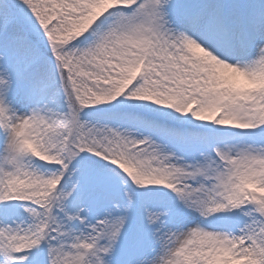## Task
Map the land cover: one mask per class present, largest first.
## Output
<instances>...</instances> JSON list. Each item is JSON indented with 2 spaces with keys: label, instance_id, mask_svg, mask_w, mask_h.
Listing matches in <instances>:
<instances>
[{
  "label": "snow or ice",
  "instance_id": "1",
  "mask_svg": "<svg viewBox=\"0 0 264 264\" xmlns=\"http://www.w3.org/2000/svg\"><path fill=\"white\" fill-rule=\"evenodd\" d=\"M0 264H264V0H0Z\"/></svg>",
  "mask_w": 264,
  "mask_h": 264
}]
</instances>
